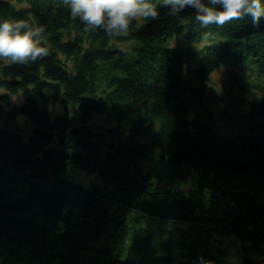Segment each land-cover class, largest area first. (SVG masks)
Wrapping results in <instances>:
<instances>
[{"label":"trees","instance_id":"trees-1","mask_svg":"<svg viewBox=\"0 0 264 264\" xmlns=\"http://www.w3.org/2000/svg\"><path fill=\"white\" fill-rule=\"evenodd\" d=\"M153 2L158 16L133 18L121 35L86 27L66 0H0V18L44 25L49 49L35 61L0 57V117L35 125L28 141L0 127V264H222V237L241 242V264H264V20L202 25L191 6L172 15ZM205 36L213 39L188 76L193 50L167 41ZM114 37L134 40L132 55ZM241 60L261 76L253 87L262 96L233 124L206 104L217 97L209 73ZM49 98L64 109L53 120L39 103ZM103 112L117 126L85 124ZM214 120L244 134L228 138ZM148 127L150 142H138ZM69 165L101 181L77 183ZM133 211L158 223L133 228L118 251L110 227Z\"/></svg>","mask_w":264,"mask_h":264},{"label":"rangeland","instance_id":"rangeland-1","mask_svg":"<svg viewBox=\"0 0 264 264\" xmlns=\"http://www.w3.org/2000/svg\"><path fill=\"white\" fill-rule=\"evenodd\" d=\"M260 19L264 20V17ZM212 39V37L209 38L207 36L203 38L196 37L195 41L190 42L185 38L172 37L167 41V44L174 48L189 47L193 50L194 56L192 58H186L184 62V73L189 76L191 70L195 69L200 63L201 54L197 53L198 50ZM109 42L112 46L127 49L128 55H132L133 47L137 44L134 40H120L115 37L111 38ZM258 81H261V76L257 74L256 68L250 61L241 60L230 66H219L209 73V84L215 89L217 97L212 102L206 104L212 109L213 113L225 111L227 114L226 119L229 121L231 120L233 124H237L236 121L245 115V109L262 96L261 92L253 87L254 83ZM99 86L101 87L100 91L105 88L104 84H100ZM4 91V87L0 88V92ZM17 96L19 99H17ZM14 99L20 101V93L15 95ZM39 103L49 110L51 120H53L56 115L64 112L62 105L52 98L40 100ZM4 112H7V110ZM70 116H72L76 124H79L76 119V114H70ZM213 122L214 129L228 138H236L244 134L243 131L232 127L234 126L233 124L221 123L215 120ZM85 124L92 125L98 130H105L109 127L117 126V121L110 118L109 112H103L94 113ZM34 126L35 125L32 124L26 115H17L14 118H7L4 113V115L0 117V127L18 131L23 141L29 140ZM122 128L124 129L125 127ZM152 131L153 127L146 128L143 134L138 137V142H150ZM54 143H56V141H54ZM141 161L144 165V170L147 171V159H142ZM65 176L84 186H87L90 182L101 181L97 174L77 165H69ZM221 196V194H218L219 200L222 199ZM129 215L130 218L122 224L118 230H115L113 227H110L109 230V233L113 235L111 243L118 251H128L133 228H139L140 226L152 228L154 224L158 223V220L145 217L134 211ZM180 226L186 227V224L180 223ZM214 237L217 238V236ZM217 239H219V237ZM221 239L222 244L226 245L228 248V256L223 260L222 264H241L243 258L241 242L232 237H222Z\"/></svg>","mask_w":264,"mask_h":264},{"label":"clouds","instance_id":"clouds-1","mask_svg":"<svg viewBox=\"0 0 264 264\" xmlns=\"http://www.w3.org/2000/svg\"><path fill=\"white\" fill-rule=\"evenodd\" d=\"M73 17H79L86 27H102L110 34L127 35L133 18H155L157 5L153 0H66ZM172 15L185 7L196 11L194 18L202 25L223 24L232 18L250 14L253 23L264 17V0H165ZM45 26L29 25L23 19L0 18V57L14 62L35 61L49 49L43 45ZM200 264H209L200 258Z\"/></svg>","mask_w":264,"mask_h":264},{"label":"bare ground","instance_id":"bare-ground-1","mask_svg":"<svg viewBox=\"0 0 264 264\" xmlns=\"http://www.w3.org/2000/svg\"><path fill=\"white\" fill-rule=\"evenodd\" d=\"M233 238V237H232Z\"/></svg>","mask_w":264,"mask_h":264}]
</instances>
